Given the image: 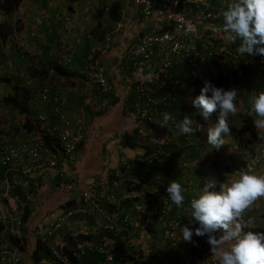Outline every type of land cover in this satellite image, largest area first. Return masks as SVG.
I'll return each instance as SVG.
<instances>
[{"label":"crops","instance_id":"1","mask_svg":"<svg viewBox=\"0 0 264 264\" xmlns=\"http://www.w3.org/2000/svg\"><path fill=\"white\" fill-rule=\"evenodd\" d=\"M229 2L230 0H189L187 13L197 21L195 48L198 52L201 53L202 50L200 36L210 28L204 18L205 14L207 11H221ZM219 19L214 25H222V16ZM8 28L14 33L3 42L1 32L5 29L7 31ZM159 30L160 27L153 18L146 20L143 17L139 7L118 0L74 2L22 0L20 6L11 13L0 8V122L2 125L10 127L11 133L14 129L22 128V122L26 117L22 115L23 117L19 118L16 111L4 106L2 99L13 93L14 88H27V77L32 76L39 86L41 83L51 82L55 86L69 90V101L65 111L71 119H82L83 124L80 125V129L85 135L84 147L75 163V168H72L77 178L76 187L72 192L64 189L65 182L56 176L55 171L35 175L31 179L33 199L25 204L30 210L27 221L29 225L26 228L30 250L35 241L32 237L34 228L46 229L48 223L62 214V207L67 200L78 201L88 186L98 187L104 181L107 191L117 196L135 189L125 180L115 182L116 179L110 178L112 173L120 168L121 158L132 163L130 175L140 177L142 183L153 187L160 182L161 176L164 175L163 169L156 166L138 167L139 156L145 154L148 148L161 147L166 152L174 170L168 180H177L183 185L185 200L198 195L204 180L215 179L219 183V177L223 173L231 174L240 169L251 168L254 174L264 176V155L260 162L255 161L261 156V151H264V130L258 132L254 127L253 118L248 115L252 93L264 92V72L258 71V67L257 69L253 67V72L245 73L242 69L245 65L243 63L240 65L239 61L235 62V67L232 65V68L227 70L226 60L219 62L206 59L204 62L206 65L203 69L207 65H212L214 71L217 68H221L220 72L225 71V77L229 76L228 81L225 82L227 89L235 88L239 91L238 112L235 116L229 117L231 134L225 137L226 144L220 151V164L215 168L209 160L213 154L207 142L198 140L189 147L188 151H183L179 142L184 135L179 133L176 126L169 129V135L157 136L147 125L142 114L144 109L151 106L149 98H158L163 92L158 86L156 77L160 74L163 64L170 60V53L169 51L158 53L145 75L140 76L137 65L130 60L126 48L130 44L138 43L147 33H156ZM108 39L109 47L106 51L102 49L100 63L109 67L110 90L102 92L97 85L87 84L85 81L87 56L92 47H102ZM23 41L29 43L31 47V55L26 59H22L19 53ZM60 46L62 49L66 46L75 50L73 63L68 70L70 76H61L56 69L62 57ZM236 46L227 42L221 34L211 50L218 54L229 49L235 51ZM33 49L37 51L36 54ZM208 52L209 50H202L206 58H210L207 57ZM242 58L251 59V57ZM180 64L167 74L173 72L172 76H176L177 69L185 66L180 67ZM178 72L185 73L184 69ZM139 80L147 89V96L140 97L142 101L139 99ZM195 91L196 88L190 84L178 89L179 94L184 98L193 96ZM104 100L109 101V106L104 113H98L97 108ZM159 104L156 107H162V117L169 112L175 120L180 121L188 115L194 119L195 125L197 116L192 109L184 111L181 109L182 104L162 103V98ZM169 107L171 108L168 109ZM33 108H36V105ZM41 108L44 112L50 113V108ZM179 115L182 118H178ZM235 130H241L242 133L237 134ZM24 137L28 138L26 134ZM119 145H122L123 149H118ZM205 164L213 169H210L209 174L206 168H204L205 172L203 170ZM66 166L68 165L64 163L65 169L68 168ZM225 168L230 171L227 172ZM5 175V169L0 165V178ZM170 181H167V185ZM146 204V201L142 200L137 206ZM122 205L119 216L126 211H133L130 204L123 202ZM4 208V204L0 201V210ZM20 212L26 213L23 207ZM263 213L264 197H259L244 214L259 219L264 216ZM69 228L70 225H67L66 229ZM37 234L41 238L44 231L41 230ZM125 234L126 237L135 235L137 241L139 238V243L144 249L146 264H172L169 255L187 259V249L182 239L166 238L168 236L166 235L164 239L167 240H161L159 235H149L148 232L143 233V231H139V235L135 231H128ZM24 253V260L30 264L28 262L30 252L26 250Z\"/></svg>","mask_w":264,"mask_h":264},{"label":"clouds","instance_id":"2","mask_svg":"<svg viewBox=\"0 0 264 264\" xmlns=\"http://www.w3.org/2000/svg\"><path fill=\"white\" fill-rule=\"evenodd\" d=\"M219 15L223 18L221 31L223 32L225 40L237 46L235 48V51L229 49V51L220 52L218 54L214 52L215 57L211 59L215 61L218 60L219 62L221 60H226L227 64L225 65V68L227 70L229 60L238 62L239 57H260V61L258 62L259 59L257 60L256 69L258 67V71L264 72V0H230L226 7L221 9ZM214 45H211V49L214 48ZM91 49L88 52L89 56L91 54ZM60 51L62 57L59 65L64 69L70 70V66L72 65L74 60L75 50L71 47L66 46L62 49L60 46ZM68 51H72L73 56L70 63L65 61V56L68 54ZM89 56H87V63ZM101 57L102 54L99 56V61ZM207 67L210 70V75H206L204 73L205 69H203L202 73L199 74V78L194 80H191L188 77L189 73L187 71H185L184 76L179 74L178 77H176L177 75L172 76L173 72L171 74L166 73L165 76L169 80V84L167 87H159L163 92L158 98H154L157 102V105H160L159 100L161 96L166 92L165 89H169L172 86L170 81L183 80V85L187 86V84H190L194 87L195 85L193 83L195 81H199L197 85L199 87L202 86V88L200 89V94L196 97L194 96V94L193 96L187 98L183 97V100L179 104L189 105L190 109L195 112V115L197 117L201 116V120L197 118L194 125V119L190 118L188 115H185L183 120L180 121L175 120L172 114L169 112H166L162 117L161 112L163 111V109L159 110L160 115L157 117V120L154 123L146 120L147 125H149L153 129L154 134H156L157 136H166L167 134L169 135V129L176 126L179 133L184 135L182 141L179 142L183 151H188L189 147L195 144L198 140L207 142L212 151H221L223 146L226 144L225 137L231 134L229 117L235 116L238 112L239 91L235 88L225 89L224 87H218L212 82L208 81L218 79L221 75L225 77L226 72H220L221 70H219L216 72V76H213V72H215L213 70L214 66L207 65ZM173 69H171L170 71H172ZM178 71L179 69H177V72ZM32 83L34 82L31 81V83H28L27 80V88H30L28 84ZM36 86L39 87V85ZM44 86L58 87L53 85L51 82L46 83ZM44 86L41 85L39 89L34 88V92L31 90L33 92V105H36L33 115H25L16 111L19 114V118L25 116L26 119L23 118V126L22 128H20L22 132L18 134L19 136H23V138H16L15 143L28 142V138L24 137L25 135L23 132L28 131L29 127L31 129H35L34 132L28 131L30 138L35 140L46 133L45 127L47 124H53V107L51 105H45L41 103L39 98L40 90ZM61 89L65 88L62 87ZM105 102L106 104L104 106ZM108 106L109 101L104 100L102 105L97 108V112L104 113ZM41 107L50 108V113L44 112ZM170 108L171 107H169L168 109ZM65 114L67 115L66 111ZM212 114L216 115L214 126L211 124ZM43 115L45 117L42 120L41 116ZM248 115L253 118L254 127L258 132L264 130V92L252 93L249 101ZM67 118L69 120H73L68 116ZM162 121H164L165 124H163ZM0 129L5 130L9 134L11 133L10 127L7 128L3 126L2 122L0 123ZM15 130L16 129H14V132H12V134H14V136L16 137ZM50 134L53 133L51 132ZM84 143L85 141L81 145L80 153L84 147ZM156 149H160L162 151L163 162L161 164H142L138 162V167L140 168L147 166H156L163 169L164 175L161 176L160 182H158L155 186L151 187V185H146L142 183L140 177L130 175V168L127 173L124 172L125 174L123 176L118 178L114 177V175H111L110 178L116 179L115 182L125 180L131 187H135L134 190H130V192H126L122 196H117L116 194H111L107 191L105 187L106 182L103 181L102 183H100V185H98V187L88 186L82 192L81 197L78 201L67 200V202L65 203V208L69 207V205H66L68 203H73V201L75 202V204L77 202H81L84 192L89 188H95L101 191V193H104L107 197L113 196L117 200L116 206L107 208V214L111 216L112 220L109 221L106 226H113V229L111 230L107 228L98 229L95 226L96 219L92 216H78L77 218L73 219L72 223L77 226L80 225L79 227L87 226L91 228V231L96 229L95 233L90 234L86 239H79L78 241L70 242V245L68 247L79 251L81 255V258L78 262L80 264H98L103 260V256L96 251V247L105 246L113 252L121 251L127 253L129 259L134 262V264H146L144 249L139 243V238L137 241L135 235H133L132 237L128 235L126 237L125 233L128 231L138 232V235L139 231H143V233H149L146 224H144L139 215L141 212H144V210L148 209L151 213L153 210L160 214L158 232H155V234L159 235L158 237H160L161 240H163L164 236L166 235H168L166 236V238L182 239L184 240V245L187 249V247L190 246L189 242H193V236L206 238L207 243L211 246L212 254L204 264H264V232L251 230L246 231V229H251V227H264V216L256 219L254 216L244 214L245 211L254 203V201L257 200V198L264 197V176L256 175L253 173L251 168H247L234 171L231 174L226 173L225 180L222 183H218L215 179H206L203 181V187L199 189L198 195L196 197L192 196L188 200H185V189L180 182H178L177 180H172L167 185L168 177L174 172L173 166H171L166 152L163 151L161 147H157ZM147 150L148 151L145 154L139 156V159L149 156V154L155 149L148 148ZM262 152L263 151H261V156H259L255 160L256 162L261 161V157H263L264 155L262 154ZM64 158L65 157H63L62 155H59L58 169H50L47 171H43L37 175L49 171H55L56 176H58L60 180H64V189L67 190V184L70 180L69 177L71 173V176L74 175V188L76 187L77 178L75 175V171L70 172V169L75 168L76 164L71 166L65 161ZM64 163L68 165L66 166L68 167L67 169L64 168ZM129 163L132 167V163ZM1 167L5 169V177L16 174L15 172L12 173L11 171H8L2 165ZM211 170L213 169L211 168ZM62 173L63 176H61ZM31 179L29 186L31 198L29 202H31V200L33 199ZM131 179H135L137 183L131 182ZM74 188L71 191H67L72 192ZM133 192H139L141 195L138 199L131 201L127 199L126 196L129 193L131 194ZM148 197L152 198V204L141 205L140 207L137 206L139 202H141L142 200L146 201ZM20 200L23 207L22 198H20ZM0 201L5 205L6 201H4L3 198H0ZM123 202L130 204L133 211H126L122 214L123 216L121 215V217L118 214L123 208ZM187 202H189L190 204L188 205ZM65 208H62L63 211L65 210ZM23 211L25 212L24 208ZM23 215L24 214H22V216ZM126 216H130L133 221L139 222V228L134 229L132 226L126 225L124 223V218ZM185 216L191 217V219L188 223L183 225L181 224V222L184 220ZM117 217L120 218L117 219ZM80 218L81 221L79 222ZM243 219L248 220L245 222ZM25 221L26 223L24 225V240L27 242V232L25 233V229L29 224L27 223V220ZM77 223H79V225ZM253 224L255 225L252 226ZM47 225H49V223ZM42 229H44V227H42ZM39 231L40 230L38 228H34L32 232L33 239H40L39 235L37 234V232ZM7 234V231L2 232L4 240ZM149 235L152 234L149 233ZM71 244H74L75 247H71ZM186 254L188 258V250L186 251ZM86 255L91 256L87 262H82V257ZM215 257H217L218 259H216Z\"/></svg>","mask_w":264,"mask_h":264},{"label":"built area","instance_id":"3","mask_svg":"<svg viewBox=\"0 0 264 264\" xmlns=\"http://www.w3.org/2000/svg\"><path fill=\"white\" fill-rule=\"evenodd\" d=\"M125 3H133L142 11L143 17L147 20L153 18L156 24L160 27L159 32L147 33L138 43L130 44L127 48V53L130 60L137 65V72L140 76L145 75L149 65L158 53L169 51L170 60L163 64L160 74H158V86L163 88L168 86V79L165 76L171 69L181 65L189 67L187 71L188 77L191 80L199 78L200 71L206 65V59L215 57L211 50V45L218 40L219 35H223L221 31L222 25L216 24L221 17L220 10L207 11L205 20L209 27L207 31L201 34V49L209 50L206 58L195 48V39L197 37V21L187 13V5L189 0H118ZM110 40L108 39L102 47H93L88 58L86 81L88 84H97L102 91H109L108 67L101 64L99 56L102 54V49L106 51L109 47ZM22 46V45H21ZM72 51H68L65 56V61H72ZM183 62V63H182ZM180 68L179 70H181ZM28 83H31L28 80ZM171 87L165 89L162 95V101L166 104H179L183 97L179 94L178 89L185 87L183 80L170 81ZM139 98L147 96V89L142 86L139 80ZM54 88V90H52ZM44 86L40 90V101L45 105L53 107V126L51 132L57 136V139L52 145L54 149H48L47 144L40 143L30 144L29 142L15 143L16 137L12 133L0 129V164L15 175L7 176L0 179V198L4 199L6 208L0 210V225L11 223L10 235L16 237L24 244V225L23 216L19 210L18 198L15 196V190L22 187V195L28 199L31 198L29 192L30 179L43 171L50 169H58L59 155L65 157V161L69 165H75L80 155V148L85 141V135L80 129L83 124L80 118L69 120L65 114V105L69 99V91L59 87ZM160 88V89H161ZM140 98V99H141ZM151 106L144 109L142 116L151 123L157 120L160 115L157 108V102L154 98H149ZM106 102L104 103L105 106ZM44 115L41 119H44ZM163 124L164 121H162ZM162 124V125H163ZM57 133V134H55ZM52 136V141H53ZM60 145V148L56 146ZM122 149V146H118ZM264 154V151L262 152ZM142 164H161L163 162L162 151L160 149L153 150L149 156L138 159ZM131 168L129 161L120 160V168L116 169L112 175L121 177ZM73 169H70L72 172ZM125 172V173H124ZM72 174V173H71ZM67 184V190L71 191L75 186L74 175L71 176ZM63 176V173L61 174ZM131 182L137 183L135 179ZM95 188H89L84 192L82 201L77 202L73 206L65 208L63 213L55 220L51 221L47 228L42 229L44 235L41 239L49 243L51 251V259L43 260L39 264H80V253L77 250L68 247L70 242L86 239L90 234L95 233L87 226H77L72 224L74 218L78 216L94 217L96 219V227L113 229V226H106L112 220L107 213V208L116 206L117 200L111 196L107 197ZM139 192L129 193L126 198L134 201L139 198ZM250 219V218H249ZM245 222L248 219H243ZM126 225L132 226L134 229L139 228V222L133 221L130 216L124 218ZM70 225L69 229L66 226ZM253 224L252 226H254ZM41 231V230H40ZM64 248L68 249L71 254L66 255ZM96 251L103 256V260L98 264H134L129 259L125 252H113L105 246L96 247ZM22 251L17 247H12L8 242L0 244V264H24ZM85 264V263H84Z\"/></svg>","mask_w":264,"mask_h":264},{"label":"trees","instance_id":"4","mask_svg":"<svg viewBox=\"0 0 264 264\" xmlns=\"http://www.w3.org/2000/svg\"><path fill=\"white\" fill-rule=\"evenodd\" d=\"M71 2H74L76 0H70ZM22 0H1L0 1V8L7 11L8 13H11L13 11H15L21 4ZM19 24V22H18ZM18 31L20 30V27L17 29ZM14 33V31H12L11 28H8L7 31L6 29L3 30L1 32V39L3 42H6L8 40V38H10L9 36L12 35ZM19 41V40H18ZM16 43V42H15ZM20 48V57L22 59H26L27 57H30L31 55V47H29V43L27 42H24L22 43V46L19 47ZM33 52L34 54L37 53V51H35L33 49ZM38 52L40 54H42V52L38 49ZM249 58V57H247ZM259 59V60H258ZM260 57H251L250 60H246L242 57H239V62H240V65L243 63L245 65V70L244 68L243 71L245 73L247 72H253V67L256 69V66H257V60L258 62L260 61ZM232 65H234L235 67V62L234 61H231L229 60L228 61V68H232ZM186 67L184 66V68L182 69H185ZM57 71H58V74H60L61 76H70V73H68V69H64L62 66H58L57 68ZM247 69H249V71H247ZM229 79V76L228 77H224L223 75H221L218 79H214V80H208L210 82H212L213 84H215L216 86L218 87H224L225 89H227V84H225V82H227ZM27 80H31L32 82H34L35 85H38V83L34 80V78L31 76V77H27ZM199 81H195L193 84L195 85V88H196V91L194 92V96H198L200 94V89L202 88L199 87L197 84H198ZM42 86H44L45 84H40ZM40 87V86H39ZM52 88V87H51ZM52 90H54V88H52ZM33 92L31 91L30 88H14L13 89V93L5 96L3 98V104L5 107H11L14 111H17L18 113H21V114H28V115H33L34 114V108H33ZM184 111L186 110H190V106L189 105H182V108ZM180 112V111H179ZM181 113V112H180ZM216 114V113H215ZM174 116H177V115H174ZM201 116L197 117L199 120H201L200 118ZM178 118H182L181 115L178 116ZM50 119V118H49ZM212 125L214 126L215 124V121H216V115H213L212 114ZM1 123V122H0ZM52 126L53 124L50 125L47 124L46 127H45V134L41 135L40 138L38 139H35L33 140L32 138H30V135H29V132H34L35 129L34 128H28V131L26 132H23L24 135L26 134L28 136V142L32 145V144H35V143H40L41 145H44L43 142L45 144H47L46 147H48V149H54L53 146L55 145H52L53 142L57 139V136H55L54 134H50L51 133V129H52ZM230 126V125H229ZM237 134H241L242 131L241 130H235ZM22 132L21 129H16L15 130V135H16V138H23V136H19L18 134ZM57 134V133H55ZM52 136L53 137V141H52ZM51 143V144H50ZM56 146H58L60 148V145L59 144H56ZM211 149V148H210ZM212 150V149H211ZM213 154V156L210 157V161L212 162V165L214 166V168L216 166H218V164H220V151L219 152H216V151H212L211 152ZM171 166H173L171 164ZM204 168H206L207 170V174H209V171H210V166L208 164H205L204 167H203V170ZM225 170H227V172H229L230 170L225 168ZM205 172V170H204ZM214 173V172H212ZM224 174V175H223ZM220 175L219 177V181L222 183L224 182V176L226 173H223ZM167 181H170L167 179ZM15 192H17L15 194V196H17L18 198V206H19V209L21 210L22 209V204H21V200L20 198H22V201H23V208L25 209V214L23 215V221L26 223L25 220L28 221V218H29V215H30V210L27 206H25L26 203H28L30 201V199H28L26 196L24 197H20V195H22V187H18ZM146 203L147 204H152L153 203V200L151 197H148L146 199ZM27 205V204H26ZM73 206L75 205V202L73 201V203H68L66 206ZM62 208H65V204L63 205ZM140 218L142 219V221L144 222V224H146V227L148 228L149 230V233L151 234H155V232L157 233L158 232V224H159V217H160V214L156 211H153L152 210V213L146 209L144 210V212H141L140 214ZM191 219V217H187L185 216L184 217V220L181 222V224H186L189 222V220ZM11 223H6L4 225H0V244L2 243H5V242H8L9 244L12 245V247H17L19 248L22 253H23V257H24V252L27 250L28 252H30V258L28 260V262L30 264H39L41 263L43 260H50L51 259V251H50V247H49V243L44 241L43 239H39L37 238L35 241H34V245L33 247L31 248L30 250V247H29V244H27L26 241H24V244H22L20 242L19 239H17L16 237L10 235V228H8V226L10 225ZM247 230H251V231H257V232H264V227H255V228H252L251 229H246ZM3 231H7L8 234L6 235L5 237V240H4V236L2 235V232ZM26 229H25V233H26ZM25 239V238H24ZM4 240V241H3ZM190 243V246L187 247V250H188V258L187 259H184L181 256H172V255H169V259L171 262H173V264H204L205 261H207L210 257H211V246L207 243V240L206 238H200V237H195L193 236V242H189ZM71 247H75L74 244H71ZM30 250V251H29ZM64 252L66 255H71L69 252H68V249L67 248H64ZM25 262V264H28L25 260H23Z\"/></svg>","mask_w":264,"mask_h":264},{"label":"rangeland","instance_id":"5","mask_svg":"<svg viewBox=\"0 0 264 264\" xmlns=\"http://www.w3.org/2000/svg\"><path fill=\"white\" fill-rule=\"evenodd\" d=\"M221 68H218L215 72H213V76H216V72L217 71H219ZM190 70V68L189 67H186L185 69H184V71H189ZM175 72V71H174ZM206 75H210V70H209V68L206 66V68H205V72H204ZM181 75H183L184 76V72L181 74ZM179 76V73L177 72V76L176 77H178ZM26 84H27V80H26ZM29 86H30V88H32L31 90L34 92V88H36V89H39L40 87H37L34 83H32V84H28ZM39 85V84H38ZM90 256L91 255H86V256H83L82 257V259H81V261L82 262H87L88 261V259L90 258ZM180 259H182V257L180 258ZM174 262V261H173ZM173 262H172V264H173Z\"/></svg>","mask_w":264,"mask_h":264}]
</instances>
